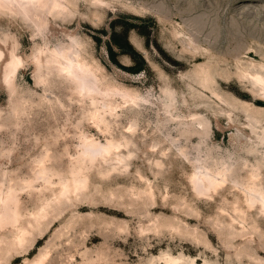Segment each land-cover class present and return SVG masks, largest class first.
I'll return each mask as SVG.
<instances>
[{"label":"rangeland","instance_id":"rangeland-1","mask_svg":"<svg viewBox=\"0 0 264 264\" xmlns=\"http://www.w3.org/2000/svg\"><path fill=\"white\" fill-rule=\"evenodd\" d=\"M55 1L0 6V264H264V0ZM62 53L111 95L80 93ZM85 138L123 160L82 163ZM207 169L226 179L198 191Z\"/></svg>","mask_w":264,"mask_h":264},{"label":"bare ground","instance_id":"bare-ground-1","mask_svg":"<svg viewBox=\"0 0 264 264\" xmlns=\"http://www.w3.org/2000/svg\"><path fill=\"white\" fill-rule=\"evenodd\" d=\"M19 1L39 3V4H42L41 6H45L48 0H0V6H2L4 8L13 9L14 8L13 4L15 2H19ZM46 6H48V4ZM54 7H56V8L61 7L62 8V4H60L56 0ZM61 55H62V57H64L66 59V63L63 64V66H62L63 70L65 71L67 76L70 77L76 83V85L78 87V91L80 93L84 94L85 96L86 95L89 96L92 99L93 104L97 105L99 100H101V99H99L100 97H103V99H107L111 95V93L113 92V89L104 88L103 83H102V79L98 76L99 74L96 71L97 68L95 69V67L90 62L86 61L83 58H75L74 55H71L70 53H67V54L62 53ZM254 78L256 79V81L258 83H260L263 86L262 88L264 89V77H262L260 75H256ZM114 91H115V89H114ZM116 92H118V90ZM121 93L126 98V100L132 99L134 101V97L131 96V93L129 91H121ZM103 101H104L103 102L104 106L109 109L111 115H115L116 107L113 106L111 101L110 100H108V101L103 100ZM105 113H106L105 109H101L99 106H96V110L93 112V116H94V118H96L101 123H104L106 125V127H108L110 125L109 124L110 121H108L107 117L105 116ZM120 145L121 144H119V143L118 144L115 143L114 140L110 141L108 144H102L100 142H97L95 138H85L83 149H82V155H83L84 161L82 163H84L86 159L94 162L95 160H97V157L99 155H101V156L103 155L102 157H106L110 154H114L116 160H123V155L121 153H116V152L114 153V151H116L117 149L120 148ZM96 149H99V150L97 151ZM85 157H86V159H85ZM207 170H209V169H207ZM217 179L214 176V174L212 173V171H210L209 173H207V172L206 173H197L196 172L192 175V181L194 184L193 186H195L198 191L204 190L206 192V190H209V189L211 190V188L215 187L217 183H222L221 181L225 180L226 177L223 176V179L221 181H219V179L218 180ZM80 181H81V177L77 176L74 183H68V184L63 185V187L61 189V193L66 194L67 191L70 190L71 188H78L79 187L78 184ZM221 185H223V184H221ZM207 193H208V191H207ZM259 194L262 197L261 202H262V206L264 207V191L259 189ZM11 198H12L11 195L6 196V199L3 201L6 209L5 210L0 209V223H2L3 218L6 217V213H5L6 210H9V208H10L7 204V200H9V199L11 200ZM0 201H1V198H0ZM255 201H257V199H255ZM258 202H260V201H258ZM16 209H14V210L12 209L13 211L11 210L14 213V215L16 214L14 216L15 218L18 217V211ZM46 209L47 208L44 207V209L38 213L37 217L45 216ZM36 219L38 221L40 220V218H36ZM27 234H28V231L25 229L21 233V235L19 236V243L23 244L24 240L26 239ZM46 256H47L46 254H42L32 264H43V260L45 259ZM165 258H166L165 264H183L182 261L177 259V258H173L171 256H166ZM188 264H193V262L188 263Z\"/></svg>","mask_w":264,"mask_h":264},{"label":"trees","instance_id":"trees-1","mask_svg":"<svg viewBox=\"0 0 264 264\" xmlns=\"http://www.w3.org/2000/svg\"><path fill=\"white\" fill-rule=\"evenodd\" d=\"M137 25L133 24V23H130V24H127V27L125 29V33H124V38H125V41H121V37H119L118 35H115L114 39H115V43L118 44L123 52H126V53H129L131 54L132 57H134V55H139V53L134 49L133 45L129 42V40L127 39V31L131 28H134L136 27ZM118 36V37H117ZM109 54H110V57L111 59L116 62L117 64L120 65L118 59H117V52L116 50L114 49L113 46H110L109 47ZM141 57V55H140ZM144 60V59H143ZM127 68V67H126ZM142 67H138L136 69V72H139L141 71Z\"/></svg>","mask_w":264,"mask_h":264}]
</instances>
